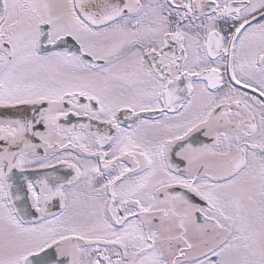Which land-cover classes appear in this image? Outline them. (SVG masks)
I'll return each mask as SVG.
<instances>
[{
	"label": "snow or ice",
	"instance_id": "obj_1",
	"mask_svg": "<svg viewBox=\"0 0 264 264\" xmlns=\"http://www.w3.org/2000/svg\"><path fill=\"white\" fill-rule=\"evenodd\" d=\"M0 264H264V0H0Z\"/></svg>",
	"mask_w": 264,
	"mask_h": 264
}]
</instances>
